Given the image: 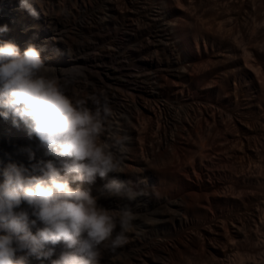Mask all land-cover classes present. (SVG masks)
Instances as JSON below:
<instances>
[{"label": "bare ground", "instance_id": "1", "mask_svg": "<svg viewBox=\"0 0 264 264\" xmlns=\"http://www.w3.org/2000/svg\"><path fill=\"white\" fill-rule=\"evenodd\" d=\"M32 4L39 18L19 0H0L9 29L0 41L36 44L69 98L93 111L107 104L113 116L100 140L124 138L117 178L143 194L105 198L101 180L93 194L151 221L135 220L123 246L102 247L99 264H264V0ZM9 121L1 137L19 138L37 161L54 159Z\"/></svg>", "mask_w": 264, "mask_h": 264}, {"label": "clouds", "instance_id": "2", "mask_svg": "<svg viewBox=\"0 0 264 264\" xmlns=\"http://www.w3.org/2000/svg\"><path fill=\"white\" fill-rule=\"evenodd\" d=\"M19 6L39 18L32 0ZM7 31L0 25V33ZM51 71L36 44L21 50L12 40L0 41V117L23 124L54 158L0 169V264H26L25 257L40 264H99L102 247L127 243L135 220L151 222L130 205L108 209L93 194L98 180L105 181V198L134 202L143 193L117 178L124 172V138L111 132V143L100 140L112 110L74 102L65 92L67 80L62 84Z\"/></svg>", "mask_w": 264, "mask_h": 264}, {"label": "rangeland", "instance_id": "3", "mask_svg": "<svg viewBox=\"0 0 264 264\" xmlns=\"http://www.w3.org/2000/svg\"><path fill=\"white\" fill-rule=\"evenodd\" d=\"M47 2H48V4H50L49 5V9L50 10H53V9H55V0H47ZM50 2V3H49ZM54 2V3H53ZM54 6V7H53ZM54 11V10H53ZM4 24V23H6V21H4V20H1V22H0V24ZM24 25V24H23ZM24 29L22 30V29H20V32L21 31H25V27H23ZM9 30V29H8ZM10 30H13V28H11ZM27 31V30H26ZM19 32V31H18ZM3 33H8V32H3ZM21 34V33H20ZM10 123V121H9V119L8 120H5L3 117H0V133L1 132H3L4 130L3 129H1V126H2V124H4V123ZM13 127V126H12ZM13 129V128H12ZM11 139V138H10ZM20 139L18 138V139H16V141L15 140H13V141H10L9 139H7L6 137H1V135H0V156H32L33 158H32V160H33V162L35 163V161L37 162V160H38V154L36 153V152H34V151H31L29 148H25V145L24 144H22L23 143V141H19ZM5 141V142H4ZM4 142V143H3ZM16 142V143H15ZM3 146H2V145ZM22 145L24 148H25V150H19L18 149V152H16L15 151V147L16 146H14V145ZM10 145V146H9ZM6 146V147H5ZM13 148V149H12ZM24 148H22V149H24ZM27 149V150H26ZM29 149V150H28ZM13 150V151H12ZM3 153V154H2ZM11 154V155H10ZM17 154V155H16ZM215 156V155H214ZM217 157V156H216ZM35 159V160H34ZM1 161V163H0V169H3V167H5V165H7L8 163H10V162H13V161H10V160H7V161H3L2 162V159H0ZM4 163H6V164H4ZM14 163H17V162H14ZM4 164V165H3ZM18 164H23V165H25L26 164V160H24V162H18ZM3 165V166H2ZM221 169V168H220ZM224 169V168H223ZM222 169V170H223ZM0 180H2V176L0 177ZM198 253V252H197ZM235 253V252H234ZM231 255H229L231 258H233L232 257V255H233V252L232 253H230ZM234 256V255H233ZM196 259V258H195ZM195 259H193L192 260V262L190 263V264H203L202 263V261H200L198 258L195 260ZM197 261V262H196ZM205 264V263H204Z\"/></svg>", "mask_w": 264, "mask_h": 264}]
</instances>
